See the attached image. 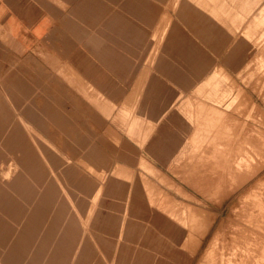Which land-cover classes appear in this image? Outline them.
<instances>
[{
	"label": "rangeland",
	"instance_id": "obj_1",
	"mask_svg": "<svg viewBox=\"0 0 264 264\" xmlns=\"http://www.w3.org/2000/svg\"><path fill=\"white\" fill-rule=\"evenodd\" d=\"M169 9L119 104L0 29V264H264V0Z\"/></svg>",
	"mask_w": 264,
	"mask_h": 264
},
{
	"label": "crops",
	"instance_id": "obj_2",
	"mask_svg": "<svg viewBox=\"0 0 264 264\" xmlns=\"http://www.w3.org/2000/svg\"><path fill=\"white\" fill-rule=\"evenodd\" d=\"M172 2L0 0V29L14 42V51L32 59L42 51L73 69L82 83L94 86L99 93L109 92L119 104L136 79L129 80L138 67L135 54L146 51L148 40L167 19ZM170 15L173 17L172 10ZM17 247L19 256L14 252L8 255L9 264H16L24 251Z\"/></svg>",
	"mask_w": 264,
	"mask_h": 264
},
{
	"label": "bare ground",
	"instance_id": "obj_3",
	"mask_svg": "<svg viewBox=\"0 0 264 264\" xmlns=\"http://www.w3.org/2000/svg\"><path fill=\"white\" fill-rule=\"evenodd\" d=\"M231 122V121H230ZM257 215V214H256ZM262 216V215H261ZM262 220V219H261ZM257 235V234H256ZM253 237V236H252ZM262 237V236H261ZM257 238V237H256ZM264 250V249H263Z\"/></svg>",
	"mask_w": 264,
	"mask_h": 264
}]
</instances>
